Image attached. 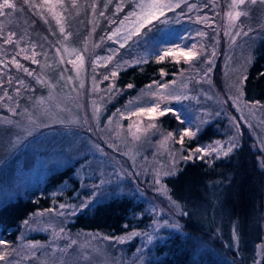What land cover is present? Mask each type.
<instances>
[{
    "label": "rangeland",
    "instance_id": "1",
    "mask_svg": "<svg viewBox=\"0 0 264 264\" xmlns=\"http://www.w3.org/2000/svg\"><path fill=\"white\" fill-rule=\"evenodd\" d=\"M11 2L15 9H5L6 15L0 16V107L2 100L7 103L2 106L7 112H0V175L4 176L0 177V202L20 195L37 198L45 177L66 166L73 167L74 182H64L51 191L50 207L37 209L24 219L13 242L4 239L7 247L0 245V252L6 251L8 256L0 264H146L153 244L180 232V208L172 202L162 181L190 160L183 157L193 153L191 159L197 158L196 148L187 146L188 137L183 145L175 142L184 128L197 134L215 122L220 138L198 147L219 141L220 147L226 148L230 140L238 146L248 137L264 165L262 108L241 96L244 73L257 40L264 35V3L258 0L241 6L240 10L248 15L240 17L232 27V40L225 35V13L231 0H215L218 7H213V0H174L180 2V7L166 12L161 18L164 23L154 22L151 31L142 29L145 35L134 37L121 48L122 39L117 42V38L110 40L108 36L133 10L135 0H77L75 8L72 0H63V7L56 8L63 17V34L46 9L30 7L42 0H29V4L24 0ZM118 4L122 5L120 11ZM189 5L195 7L189 11ZM23 10L35 19H29V23L21 19ZM197 17H208L209 23H197ZM237 31L241 32L238 36ZM198 32L205 35L198 36ZM9 33H15L13 43L4 44ZM173 44H196L198 51L202 45L204 50L190 64L181 58L183 67L179 72L165 73L132 94L124 95L116 89L110 74L117 65L120 71L155 60L159 49ZM65 47L83 55L79 74L68 62L75 60V54H65ZM33 52L37 63L32 62ZM108 56L113 59L105 63ZM13 58L22 68L9 63ZM2 75L6 78L2 79ZM106 75L108 80L104 79ZM30 83L32 98L25 91ZM157 84L168 88L158 89ZM152 92L188 97L167 103L176 115L169 113L166 118L180 124L184 121L183 127L168 129L158 117L156 127L149 129L147 117H121L120 112L127 116L129 110L154 102ZM96 107L100 109L98 113L93 111ZM130 124L147 131L138 133L140 139L136 140L129 132ZM169 132L173 138L161 147ZM218 157L223 155L212 153L204 158ZM156 173L160 184L154 182ZM161 188L163 191L158 190ZM116 196L131 197L143 204L142 212L134 215L130 230L107 236L69 228L74 215ZM177 224L178 228L173 226ZM133 231L140 235L127 239ZM54 233L59 235L54 238ZM148 235L153 236L151 242ZM105 236L123 237L125 242L105 240ZM72 241L76 243L68 247ZM36 243L39 247H29ZM262 252L263 246H259L258 258Z\"/></svg>",
    "mask_w": 264,
    "mask_h": 264
},
{
    "label": "trees",
    "instance_id": "2",
    "mask_svg": "<svg viewBox=\"0 0 264 264\" xmlns=\"http://www.w3.org/2000/svg\"><path fill=\"white\" fill-rule=\"evenodd\" d=\"M22 13L21 19L28 23L35 19L25 10ZM181 67L167 59L160 63L149 60L118 71L114 86L124 95L132 94L159 80L161 70L176 73ZM32 83L25 88L31 98L28 86L35 85ZM242 93L249 103L260 104L264 119V35L255 44L252 61L244 73ZM6 104V100L1 101L0 112H7L2 107ZM159 120L168 129L182 126L166 116ZM219 135L215 122L210 123L189 138L187 145L194 148ZM72 173L71 166L50 173L37 198L20 195L0 206V238L13 242L24 219L37 209L50 207L51 191L64 182H74ZM162 182L172 202L180 208V232L153 244L146 264H264V167L248 137L227 156L210 161L192 159ZM142 209L143 204L131 197H111L74 215L69 228L120 235L131 229L134 215ZM259 246H263V252L258 258Z\"/></svg>",
    "mask_w": 264,
    "mask_h": 264
},
{
    "label": "snow or ice",
    "instance_id": "3",
    "mask_svg": "<svg viewBox=\"0 0 264 264\" xmlns=\"http://www.w3.org/2000/svg\"><path fill=\"white\" fill-rule=\"evenodd\" d=\"M26 4H29V0H24ZM258 0H231V3L228 5V11L225 13L226 21H227V27L225 29V35L230 36L232 40H235V36L231 35V30L234 25H236L237 21L240 19V17L247 16L248 12L242 11L241 6L245 5L246 3H251L255 4L257 3ZM260 3H264V0H259ZM57 6L63 7V0H42V3L37 5V4H30V7H34L37 9L44 8L46 11L56 20L57 25H60V32L63 34L65 32V29L62 25V20L63 17L62 15L56 11ZM77 6V0H72V7ZM93 8H95V4L92 5ZM122 5L117 6V11L121 10ZM180 7V2H174V0H135L134 8L132 11H130L123 20L120 21V26L117 27L115 30H113L109 36L108 39L112 40L114 37L117 38V42H120L122 39V42H120V47L123 48L128 41L132 40L134 37L140 38L141 36L145 35L146 33L142 32V29L147 28L148 31H151V26H154V22H160L164 23L165 21L162 20V17H165L166 12L173 11L175 8ZM195 7V5H189V11L192 10V8ZM213 7H218V5L215 3V0H213ZM5 9H15V4L11 2V0H2V3H0V16L6 15ZM101 16L104 15L103 12L100 13ZM41 18H44L43 15L41 14ZM197 23H209L208 17H197ZM241 32L237 31L236 36L240 35ZM245 35L247 33H244ZM15 33H9L7 38L3 39L4 44H10L13 43V36ZM198 36H204L205 33L203 32H198ZM2 38V37H0ZM65 39H67V36H65ZM198 46L196 44H192L191 47L185 45L184 47H181L179 45L173 44L171 47H166L159 49L157 54H156V62L160 63L163 62L166 58H171L173 59L176 63L181 62V58L183 59V62L186 64H190L192 61L196 60L202 53H203V46H200V50H197ZM21 51H24L21 49ZM65 54L71 56L75 54V60H69L68 62L73 65V68L77 70V74H79V70L83 67L84 64V57L83 55L79 54L76 52V50L72 49L69 50L67 47L64 48ZM20 53H17L19 55ZM213 55L215 53L213 52ZM36 56V53H32L33 63H37V61L34 59ZM25 59H29L27 55L24 57ZM97 59H100L99 57ZM105 59V63L110 62L113 57L108 56ZM9 63L13 64L16 68H22V65L19 64V62L13 58ZM208 63H212L211 60L208 61ZM118 69L119 65H117V69L113 70L111 72V77H116L118 74ZM28 75H32L31 72L28 71V69H23ZM211 69H208V72H210ZM165 75L164 71L161 70V76ZM207 75V73H205ZM105 80L109 79V76H104ZM243 84V80L241 81V85ZM82 86V85H81ZM129 88L132 87V85H128ZM149 88L152 87V85L148 86ZM156 87L158 89H167L168 85L166 84H157ZM18 91V90H17ZM109 91H112V88H109ZM5 95L7 96V92H5ZM151 96L155 97L154 102L145 105V106H137L135 111L129 110L127 113V116L123 112H120V110H117L120 112V115L122 118H128L130 116H137V117H147L150 121L148 124L149 129H154L156 127L155 121L157 120L158 117H163L166 114H173L176 115L174 109L167 107V103L170 102L171 100H180V99H187L188 97H181V96H176L172 94H162L158 92H152L150 93ZM243 93L241 92V96ZM0 99H3V97H0ZM40 103H44L43 100L40 101ZM162 104L164 105L162 107ZM127 107V106H126ZM14 111V110H13ZM94 113H98L100 109L98 107L93 109ZM178 120L180 117L177 115L176 117ZM31 123L35 124L36 121L31 120ZM183 124L184 121H181ZM135 126V131H132V128ZM39 127V125H37ZM144 131H147V129H142L139 125H129V132L133 136L134 139L139 140L140 135L138 133H142ZM31 135V132L28 133ZM196 133L191 129V128H184L180 133H179V139L176 140V143H179L183 145L184 139L186 137L191 138L194 137ZM173 138V133L169 132L167 135L164 137V140L161 141V147H165L167 142ZM236 143L234 141L229 142V146L226 148H221L220 147V142L217 141L215 145H210L208 147H197L194 150L195 154L197 155V158L203 159L205 156L211 155L212 153H216L217 156L223 155L227 156L229 153L233 151V149L236 147ZM193 153H190L188 156L183 157L184 159H191ZM264 167V165H262ZM165 175H170L173 173H164ZM156 184H160V179H159V173H156V179L154 181ZM160 191H163V188L158 189ZM61 207H64V205H61ZM178 207V205H177ZM51 211V210H49ZM25 224L28 223V221L24 222ZM174 227H179V225H173ZM63 232V229L60 230ZM54 238L55 236H58L59 233H54ZM137 235H140L139 233L133 231L128 236L126 237L127 239H131L132 237H135ZM105 240L109 239H117L119 243H124L125 238H112V237H104ZM153 239L152 235L147 236V240L151 242ZM76 242L72 241L71 244L68 245V247H71L74 245ZM0 245L7 247V242L5 240L0 239ZM29 247L36 248L39 247V244H31ZM8 253L5 252H0V261H4L7 259Z\"/></svg>",
    "mask_w": 264,
    "mask_h": 264
},
{
    "label": "bare ground",
    "instance_id": "4",
    "mask_svg": "<svg viewBox=\"0 0 264 264\" xmlns=\"http://www.w3.org/2000/svg\"><path fill=\"white\" fill-rule=\"evenodd\" d=\"M250 140V139H249ZM212 141V140H211ZM250 144H251V141H250ZM188 146V145H187ZM200 146V145H199ZM198 147V146H197ZM197 147H194V148H197ZM252 147V146H251ZM189 149H191V147L189 148ZM253 149V148H252ZM254 150V149H253ZM254 151H256V150H254ZM257 152V151H256ZM224 157V156H223ZM219 158V157H218ZM194 159H200V158H194ZM204 160H208V159H205V158H203ZM216 159V158H215ZM190 160H192V159H190ZM190 160H188V161H190ZM188 161H186V162H188ZM210 161V160H209ZM185 162V163H186ZM184 164V163H183ZM182 165V164H181ZM68 167V166H67ZM64 168H66V167H64ZM64 168H62V169H64ZM62 169H60V170H62ZM60 170H56V171H54V172H57V171H60ZM53 173V172H52ZM51 173V174H52ZM48 175H50V174H48ZM0 177H1V179H3L4 178V176H1L0 175ZM46 178V177H45ZM45 180V179H44ZM11 200H13V199H11ZM11 200H8V201H1L0 202V206H2V205H4V204H6V203H8V202H10ZM21 225V224H20ZM20 229V228H19ZM85 231V230H84ZM18 232H19V230H18ZM18 232H17V234H18ZM16 234V235H17Z\"/></svg>",
    "mask_w": 264,
    "mask_h": 264
}]
</instances>
